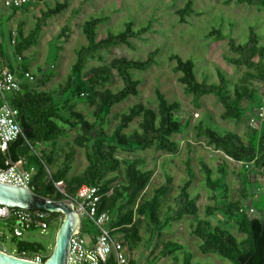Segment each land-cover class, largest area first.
Wrapping results in <instances>:
<instances>
[{"label":"trees","instance_id":"obj_1","mask_svg":"<svg viewBox=\"0 0 264 264\" xmlns=\"http://www.w3.org/2000/svg\"><path fill=\"white\" fill-rule=\"evenodd\" d=\"M235 4L247 3L256 7H264V0H226ZM194 0H185L183 6L177 9L180 21H186L185 15L193 11ZM68 1H57L54 6L42 10L36 18L34 28L23 36L22 31L18 35L22 40H15V52L17 55L34 45L38 41V32L53 14L60 13L67 7ZM104 20L102 16H92L86 19L82 30L87 38V43L81 45L76 51V60L72 64L71 72L66 80L60 83L56 90L46 91L39 89L30 82H21V88L11 96V103L18 109V119L21 123V132L9 142L5 151L0 149V166L5 167L7 161L21 162L24 168L34 167L31 187L36 193L54 199H66L73 197L82 184H98L102 193L101 209H108L113 216L112 225L123 233V238L128 246L136 245L143 240L140 234L139 224L143 218H147L152 238L160 235V230L177 217L184 215H196L198 212L197 197L190 193L193 171L190 160L187 161L189 177L179 186L178 206L169 208L163 220L160 218V204L163 195L168 191L172 181L170 174L165 173V182L156 187L149 197H144L152 176L153 169L142 168V159L133 158L121 160L116 156L118 148L132 150L155 148L165 152L174 153L178 150L179 143L173 139L174 133H178L184 126L183 119L176 114L180 108L178 100L170 101L159 88L155 89L158 107L154 109L135 102L128 110L122 112L114 130L109 133L105 129L108 115L112 107L131 95L139 93L140 81L132 76L130 69H147L157 62L158 48L148 51L145 58H132L124 55L115 56L109 62L92 66L85 70L90 59L103 60L102 49H108L120 44L131 45V38H139L150 27V22L134 27L133 21H128L125 27L118 32H108L104 37L97 39V26ZM66 28H63L64 33ZM209 34L217 38L228 37L229 47L237 53L236 57H229L230 61L239 65H245L247 70L243 73L240 82L234 83L231 91L228 87L229 79L218 71V81L207 82L199 80L195 71V62L192 58H183L177 53L170 55L175 59V71H179V80L184 85L185 92L192 94L195 105L200 104V99L208 94L217 96L224 106L221 116L225 119L238 120L244 113L241 105L243 99L261 104L264 97L260 96L264 87V44L260 43V37L251 29L248 38L244 42H237L229 34H225L220 28L212 27ZM21 56V55H20ZM23 57V56H22ZM256 57H258L256 59ZM52 66V65H51ZM54 66H52L53 68ZM27 70V64L21 66ZM116 69L123 80V85L116 91L100 88L111 78L112 69ZM52 76L51 72H42L36 77L37 83L44 85ZM252 78H259L261 83L253 84ZM81 98L95 105L92 113L93 120L87 119L83 113L75 108L74 98ZM140 117L138 128L127 132L130 122ZM60 121L74 125L80 121L81 132L73 138V144L84 147L87 159L86 166L79 175L72 178L67 173L74 161L75 147L65 154L63 161L55 170L48 165L52 163L51 157L46 154L44 147L36 149L35 145L55 142L64 133L65 129ZM196 134L205 137L207 143L220 150L224 155L242 163V174L246 178V184H252L248 179V171L264 173V126L251 128L244 139L235 131L219 133L209 125L199 121L196 125ZM224 162L221 161L213 169L201 161L205 176V183L211 190L213 204H207V215L220 210L228 218L234 219L239 232L244 236L237 237L230 229L213 224L208 218L197 217L191 231L200 238L199 249L202 253H215L231 260L234 264H264V193L260 196L249 198L250 204L260 210V215L250 216L249 208L241 205L239 201L229 200L228 184L225 180L226 171ZM123 165L126 181L121 186L112 188L111 180L105 178L109 171L118 170ZM218 174L214 176V173ZM62 181L61 185L56 182ZM260 197V199H259ZM252 199H259V204L252 203ZM42 209V208H41ZM45 210V209H42ZM49 226L53 225L57 231L62 219V212H50ZM135 215L138 217L135 218ZM82 218V227L84 224ZM17 236V235H15ZM151 251L156 245L150 240ZM181 248L180 243L169 241L164 244L162 254H172ZM45 247L39 242L19 241L16 254L19 256L35 257L41 255V261H45L50 255L43 254ZM175 258V255L173 256ZM191 253L184 255L185 262H189ZM101 264H118L115 256Z\"/></svg>","mask_w":264,"mask_h":264},{"label":"rangeland","instance_id":"obj_2","mask_svg":"<svg viewBox=\"0 0 264 264\" xmlns=\"http://www.w3.org/2000/svg\"><path fill=\"white\" fill-rule=\"evenodd\" d=\"M57 1L45 0L41 4L32 1L23 5L29 8L24 13L28 26L34 27L36 18L42 10L55 5ZM67 7L60 13L53 14L47 18V22L38 32V41L31 45L30 51L21 55V60L17 58L15 52L16 44L10 40L11 23L8 16H2L4 27V47L10 50V62L13 66L18 63L27 64L28 68L37 77L42 72H51L52 76L44 85H39L35 79L31 84L46 91L56 90L58 85L64 82L71 72V67L76 60L77 49L87 43V38L82 30L84 21L92 16H102L104 20L97 26V39L104 37L108 32H118L125 27L126 22L133 21L134 27L139 28L150 22V27L139 38H131V45L120 44L108 49H102L103 60L98 58L90 59L85 70L92 66L107 63L115 56H127L132 58H145L148 51L158 48L156 55L157 62L147 69H130L132 76L137 78L139 93L131 95L116 103L108 115L105 124L107 132L114 130L115 124L119 121L122 112L128 110L135 102H142L148 107L157 109L158 100L155 89L159 88L166 97L180 102V108L176 114L180 116L184 123L183 128L174 133L173 139L179 143L178 150L174 153L165 152L155 148L140 149L138 147L128 151L118 148L116 156L122 161L125 159H142V168L153 169V176L144 191V197H149L152 191L165 182V173L172 177L168 191L163 195L160 204V218L164 219L169 208L176 209L178 206L179 186L189 177L187 161L190 160L193 171V181L190 186V193L197 197L198 212L196 215H184L166 224L160 235L152 238V231L149 228L147 218H143L139 224L140 234L143 236L142 249H136L137 260L143 264H234L231 260L215 253H202L199 249L200 238L191 231L192 225L197 217L208 218L213 224L221 225L230 229L237 237L244 236L237 229L234 219L228 218L222 211L217 210L211 215H207L205 207L213 204L211 190L205 183V176L201 161L215 169L216 165L223 161L228 184L229 200L239 201L241 205L249 208V215H260L261 212L250 204L251 196L256 198L264 193V173L248 171V179L252 184H246V178L242 174V163L235 161L224 155L220 150L214 149L207 143L205 137L196 134L195 125L202 121L216 129L219 133L235 131L244 139L247 138L251 128L263 127L264 120L257 118L260 105L243 99L241 105L245 108L240 119L223 118L221 113L224 106L213 94H208L200 99V104L195 105L192 94H187L183 83L180 82V72L175 71V59H171L172 53H177L183 58H192L195 62V71L199 80L206 79L207 82L218 81V71L223 72L229 79L228 87L232 91L235 82H240L243 73L247 70L245 65H237L230 61L229 57H236L238 54L229 47L228 37L217 38L209 34L212 27L220 28L225 34L232 35L237 42H244L248 38L249 31L254 29L260 37V43L264 44V7H256L247 3L235 4L226 0H194L193 11L185 15L186 21L179 19L177 9L183 6L185 0H67ZM33 13H37L35 18ZM33 17V18H32ZM63 28H66L62 33ZM1 33V32H0ZM14 41L20 42L21 35L14 34ZM9 43H8V42ZM30 46V47H31ZM29 47V48H30ZM27 50V49H26ZM17 55V56H16ZM23 56V57H22ZM258 57H256L257 59ZM54 66L52 68V66ZM255 85L261 83L259 78H252ZM123 85V80L116 69H112L111 78L106 82L102 90L108 89L116 91ZM260 96L264 97V87L261 88ZM75 108L83 115L93 120L94 104L81 98H74ZM140 117H136L130 122L125 131L130 132L138 128ZM61 126L65 133L55 142L35 145L36 149L45 148L46 154L51 157L52 163L49 166L55 170L65 158L66 152L75 147L74 161L67 173L68 178L79 175L87 164L84 147L73 144V138L81 132L80 121L74 125L63 123ZM188 159V160H187ZM218 173L215 172L214 176ZM105 178L111 180V190L116 186H121L125 181L124 168L109 171ZM57 184V182H56ZM57 184V185H61ZM260 199V197H259ZM259 199H252V203L258 205ZM64 216V215H63ZM138 215H135V218ZM84 220L85 227L91 223ZM19 225V222H17ZM0 226L4 232L1 238L2 246L12 254H16L17 243L19 241H33L43 244L48 254L54 246L56 230L51 225L45 230L40 228L23 229L22 234L15 236L13 233L14 221L0 219ZM85 235L86 229H83ZM156 245L151 251L150 243ZM169 241L180 243L181 248L172 254L163 255L164 244ZM191 253L189 262H185L184 255ZM175 255V258L173 257Z\"/></svg>","mask_w":264,"mask_h":264},{"label":"built area","instance_id":"obj_3","mask_svg":"<svg viewBox=\"0 0 264 264\" xmlns=\"http://www.w3.org/2000/svg\"><path fill=\"white\" fill-rule=\"evenodd\" d=\"M31 1L0 0V6L16 8ZM1 40L0 33V42ZM22 77L30 82L36 79V76L29 69L23 71ZM20 88L19 77L14 70L2 63L0 56V149L2 151L8 148L9 142L15 139L22 130L18 119V109L11 103V96ZM257 118L264 120V98L260 104ZM3 169L0 172V180L2 182L32 188L34 167L24 168L20 161H7ZM60 183L62 181L57 182V184ZM110 193L108 192L107 194ZM70 198L73 200L75 209L81 218L88 217L98 228V232L91 244L87 243L86 238L82 234L81 227L72 235L67 264H101L113 253L118 264L126 263L127 257L125 255V244L122 234L115 232L116 227L112 226L113 216L110 211L108 209H101L99 206L102 198L100 186L98 184H82L77 189L75 195ZM49 216L50 214L47 210L9 207L0 204V219L13 220L14 226L12 230L14 235L17 236L22 234L24 228H40L45 230L49 227ZM17 222H19V225H17ZM2 237H4V232L0 226V250L8 252L2 246ZM19 257L41 261V255L39 254L35 257Z\"/></svg>","mask_w":264,"mask_h":264},{"label":"water","instance_id":"obj_4","mask_svg":"<svg viewBox=\"0 0 264 264\" xmlns=\"http://www.w3.org/2000/svg\"><path fill=\"white\" fill-rule=\"evenodd\" d=\"M4 170L0 166V172ZM0 204L27 209H45L62 212L63 219L56 231L53 249L45 261L19 257L0 250V264H67L72 235L82 225V218L71 198L54 199L40 195L30 187L8 184L0 180Z\"/></svg>","mask_w":264,"mask_h":264},{"label":"crops","instance_id":"obj_5","mask_svg":"<svg viewBox=\"0 0 264 264\" xmlns=\"http://www.w3.org/2000/svg\"><path fill=\"white\" fill-rule=\"evenodd\" d=\"M32 1H37L38 3L41 4L45 0H32ZM29 5L27 7L21 6V7H16V8H8V7H5L3 5L0 6V32H1V38H2V40L0 42V56H1V60H2L3 64L9 66L12 70H14V72L19 77L20 83L23 82V81H27V82H30V81H28L27 79L22 77V74H23V71H24L21 68V66L23 65L22 63H20V64L18 63L17 65L13 66L12 63L10 62L9 58L11 56V52L8 49V46H7V48L4 47L5 38L3 37V35H4V32H3L4 27H3V24H2V21H3L2 20V16L6 15V16H8V19L11 20L10 21L11 26H10V29H9L10 30V40H11V43L15 44V41L13 39L14 34H19V32L22 31L23 36H26L34 28V27H31V26H28V24H27V21L30 20L31 17L28 16L27 19H25L24 16L27 15V14L22 16L24 13L28 12V9H30ZM25 6H26V4H25ZM36 14L33 13V17L34 18L36 16ZM31 48H32V46L30 48H28L27 50L22 52L24 57H25V53L30 51ZM17 58L19 60L22 59L20 55L17 56ZM84 219H87V221L89 223H91V226L87 225L86 227L83 224V229H86L85 235H83V236L86 238L87 243L91 244L93 239H94V236L98 232V228L92 223V221L88 217H84ZM81 227H82V225H81ZM83 229H81V231ZM83 232L84 231H82V234H83ZM115 232H119L120 234H122V238H123V233L118 231L117 228L115 229ZM123 240H124V238H123ZM141 242L142 241H140L136 245L128 246V245H126V243L124 241V244H125V247H124L125 249L124 250H125V255L127 257V262L124 263V264H143L141 262V260H137V255H136V252H137L136 249H138L139 251L140 250H144L145 253H147V248L146 247H143V249H142L143 245H142ZM113 255H114V253H113ZM117 263H118V261H117Z\"/></svg>","mask_w":264,"mask_h":264}]
</instances>
